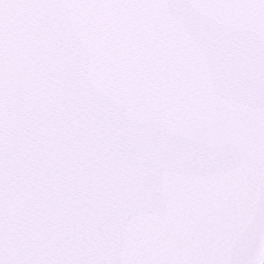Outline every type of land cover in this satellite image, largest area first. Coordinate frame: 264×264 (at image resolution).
I'll return each mask as SVG.
<instances>
[{
  "label": "snow or ice",
  "instance_id": "1",
  "mask_svg": "<svg viewBox=\"0 0 264 264\" xmlns=\"http://www.w3.org/2000/svg\"><path fill=\"white\" fill-rule=\"evenodd\" d=\"M0 264H264V0H0Z\"/></svg>",
  "mask_w": 264,
  "mask_h": 264
}]
</instances>
